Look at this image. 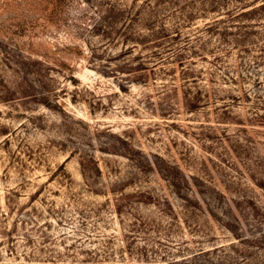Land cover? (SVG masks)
Returning a JSON list of instances; mask_svg holds the SVG:
<instances>
[{"label":"rangeland","instance_id":"1","mask_svg":"<svg viewBox=\"0 0 264 264\" xmlns=\"http://www.w3.org/2000/svg\"><path fill=\"white\" fill-rule=\"evenodd\" d=\"M260 1L0 0V264H264Z\"/></svg>","mask_w":264,"mask_h":264},{"label":"trees","instance_id":"2","mask_svg":"<svg viewBox=\"0 0 264 264\" xmlns=\"http://www.w3.org/2000/svg\"><path fill=\"white\" fill-rule=\"evenodd\" d=\"M260 9H262V10H264V0H261L260 2H259V4H256V5H254V6H251V8H249L248 10H250V12L252 11V12H255V10L257 11V10H260ZM248 10H245V11H248ZM240 13V12H239ZM238 13V14H239Z\"/></svg>","mask_w":264,"mask_h":264}]
</instances>
